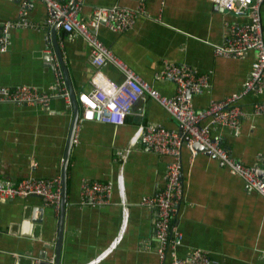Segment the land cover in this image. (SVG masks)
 <instances>
[{
  "label": "crops",
  "instance_id": "crops-1",
  "mask_svg": "<svg viewBox=\"0 0 264 264\" xmlns=\"http://www.w3.org/2000/svg\"><path fill=\"white\" fill-rule=\"evenodd\" d=\"M79 17L87 19L89 7H133L134 0H81ZM20 0H0V20L16 21ZM47 15L41 0H30L26 17L43 25ZM222 7L212 0H146L144 13L126 31L114 32L103 23L98 38L118 58L151 82L163 95L176 92L174 83L153 80L163 59L186 63L208 74L209 89L192 95L194 109L239 92L248 77L252 51L238 58L215 56L214 44L222 41L225 21ZM264 39V1L261 6ZM8 47L0 52V87L27 85L51 91L55 76L48 65L50 54L58 61L54 40L77 94L92 73L89 46L79 35L68 36L59 24L12 27ZM46 38L49 53L45 52ZM59 62V61H58ZM106 76L122 80L111 64L102 66ZM255 99L247 95L241 105L250 111ZM79 106V105H78ZM72 105L59 96L47 107L0 102V179L18 181L29 175L60 177L68 140ZM178 123L153 99L133 103L122 124L83 120L76 125L66 171V204L58 264H85L110 247L118 236L121 206L117 188L104 206H82L79 187L83 179L114 181L122 166L128 221L115 247L94 264H169L161 260L152 230L154 211L139 204L143 196L164 186L169 156L158 154L131 139L141 125ZM231 155L245 165L264 168V118L245 116L237 130L217 131ZM180 179L184 202L176 218L181 240L176 253L185 257L193 248L208 252L217 264H264V197L249 188L217 158L203 151L183 148ZM59 209L37 196L0 199V264L55 262Z\"/></svg>",
  "mask_w": 264,
  "mask_h": 264
},
{
  "label": "built area",
  "instance_id": "built-area-1",
  "mask_svg": "<svg viewBox=\"0 0 264 264\" xmlns=\"http://www.w3.org/2000/svg\"><path fill=\"white\" fill-rule=\"evenodd\" d=\"M47 15L43 25L28 21L26 14L30 0H20L16 21L0 20V52L8 47V31L12 27H32L59 24L68 36L79 35L89 46L88 61L92 73L76 94L80 113L78 122L83 120L104 121L122 124L131 107L138 100L153 99L178 123V128H167L160 123L141 125L131 139L151 151L169 156L166 163L164 186L152 194L143 196L139 204L154 211L152 230L157 241L156 252L161 260L169 256V264H217L207 251L191 249L185 257L176 253L181 240L176 218L179 207L184 202L183 182L180 179L181 155L183 148L192 154L195 142L203 145L209 154L217 158L231 172L238 175L247 187L264 197V168L261 173L254 165H245L234 158L222 143L217 131L237 130L240 120L247 115L264 118V100L255 99L246 111L241 100L247 95L257 97L264 90V39L261 22V6L264 0H212L230 15L225 21L224 36L214 44L215 56L238 58L252 51L254 58L250 64L248 77L242 89L222 99H212L207 106L194 109L190 97L209 89L208 74L199 73L186 63H174L163 59L160 67L152 74V79L167 80L175 84L176 92L167 96L161 94L151 82L142 78L124 61L118 58L97 36V28L103 23L114 32L128 30L138 15L144 13L146 0H134L133 7L113 5L110 7H89L87 19L79 17L81 0H41ZM45 52L49 53V39L46 38ZM111 64L122 75L120 82L111 80L102 71V66ZM48 65L52 68L55 81L51 91H41L36 87L17 85L0 87V102H16L47 107L51 98L62 97L70 102L69 92L63 80L59 62L50 54ZM77 122V123H78ZM122 166L118 167L114 181L83 179L79 187V203L82 206H104L111 202L113 189L117 188L121 206V224L118 236L110 247L95 259L85 264H94L111 252L120 241L128 221V207L124 196ZM40 197L47 206L59 209L61 199L60 177L39 178L29 175L18 181L0 179V199L14 197ZM40 260L35 259V264Z\"/></svg>",
  "mask_w": 264,
  "mask_h": 264
},
{
  "label": "water",
  "instance_id": "water-1",
  "mask_svg": "<svg viewBox=\"0 0 264 264\" xmlns=\"http://www.w3.org/2000/svg\"><path fill=\"white\" fill-rule=\"evenodd\" d=\"M53 42H54V49H55V52L57 54L59 65L61 68L63 80H64L66 88L69 92L70 103L72 105V118L70 121L69 135H68V140H67V144H66L65 151H64L63 164H62V168H61V199H60V205H59V218H58V224H57V238H56V242L54 244V247H55V262H54V264H58V257H59V253H60V247L62 244L64 209H65V204H66V192H65V189H66V171H67V165H68L69 151H70V148L72 146L74 133H75V129H76V125L78 122L79 113H80V109L78 106V102L76 100V94H75V92L71 86V83H70V79L68 76L67 69H66L64 62L62 60L60 50H59L58 46L56 45L55 40ZM193 149L196 151H203L205 153H209L205 146H203L197 142H195L193 144ZM39 264H47V263L41 261Z\"/></svg>",
  "mask_w": 264,
  "mask_h": 264
}]
</instances>
